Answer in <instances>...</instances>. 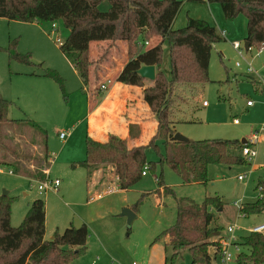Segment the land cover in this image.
I'll list each match as a JSON object with an SVG mask.
<instances>
[{
  "label": "rangeland",
  "instance_id": "rangeland-1",
  "mask_svg": "<svg viewBox=\"0 0 264 264\" xmlns=\"http://www.w3.org/2000/svg\"><path fill=\"white\" fill-rule=\"evenodd\" d=\"M108 7L106 1L101 4L102 9ZM188 14L211 20L219 31L225 32V37L213 46L210 80L195 90H183V95L174 96L170 118L175 121L176 132L189 140L223 138L246 144L254 131L264 127V46L253 44L247 50L245 14L239 13L228 19L218 2L183 0L176 27L186 25ZM56 23L59 30L52 34V22L8 21L0 17V97L11 102L9 117L18 119L28 116L47 128L48 145L53 147L61 146L58 133L66 129L67 122L76 117L79 109H69L57 82L48 77L31 75L33 70L42 67L9 59L6 47L11 39L18 38V50L30 52L35 63L42 62L43 67L57 70L64 78L66 91L70 95L73 68L61 52L57 40L58 36L64 40L69 30L62 21L57 20ZM155 36L158 35L150 37L148 42ZM234 41L240 42V51L234 48ZM163 55V69L170 76L167 43L163 45ZM237 62L242 66L238 67ZM248 63L257 72H248ZM152 82L147 80L145 83ZM204 101L208 103L206 106L203 105ZM248 101L253 104L248 106ZM21 133L17 130L16 135L8 134L14 142L16 138L19 145L29 142L33 134H38L33 130ZM244 138L245 142L242 141ZM157 141L162 155L153 148L147 150L146 163L151 165L144 168L147 174L129 189L116 190L101 197L89 192V179L84 168H73L68 173L55 168L52 179L58 177L62 184L56 190L41 191L38 188L41 180L29 182L21 175L11 173L8 167L0 166V195L6 190L10 196L16 197L11 221L17 224L14 226L20 225L28 204L33 198H41L46 203L48 235L61 233L70 224L80 226L85 223L89 228L85 251L67 264H94V260L95 264H191L192 255L188 249L174 258L172 248L166 247L163 240L154 242L177 219L175 196L158 190L156 176L162 172L165 184L172 187L178 197H189L201 203L208 196H220L224 207L216 211L215 223L224 229L229 224L238 225V237L248 235L254 224L264 222V211L247 216L240 211L242 204L260 198L259 186L264 183V133L263 139L255 146L257 154L252 159L246 158L240 148L233 149L232 163L211 164L207 184L183 183L166 162L161 163V158H165L164 140L158 138ZM30 148L36 161L45 165V172L49 170L52 162L49 155L45 156L43 146L31 144ZM240 158L243 159L241 162L237 160ZM109 166L114 167L112 164L101 167ZM239 175H246V178L240 180ZM139 200L137 217L129 228L127 217L122 212L126 207L132 208ZM230 249L235 254L233 260L222 262L217 258L214 264H249L237 261L238 254L244 251L242 246L237 249L234 245Z\"/></svg>",
  "mask_w": 264,
  "mask_h": 264
},
{
  "label": "trees",
  "instance_id": "trees-1",
  "mask_svg": "<svg viewBox=\"0 0 264 264\" xmlns=\"http://www.w3.org/2000/svg\"><path fill=\"white\" fill-rule=\"evenodd\" d=\"M108 2V9L101 4ZM220 3L226 18L232 19L239 13L247 18L245 40L264 46V0H194ZM183 0H0V17L8 21L37 22L43 24L57 20L63 22L69 33L59 43L61 52L72 63L84 83L89 80V47L95 40L124 39L129 43V60L118 76L123 83L143 87L145 101L159 122L157 136L147 145L130 148L127 140L115 134L105 142L88 136L86 158L80 162L89 175L96 168L112 164L118 176L121 189H129L143 176L147 150L153 148L160 153L158 138L163 139L165 158L169 167L183 183L209 182V166L233 162V149L243 148L239 140L214 138L180 142L174 138L175 121L170 118L174 96H181L183 90H195L209 79L212 49L215 43L224 39L223 31L210 21L187 16L183 27H175V20ZM57 24V23H56ZM159 35L162 42L147 47L150 37ZM169 46L170 76L163 69V44ZM249 47V49H250ZM9 59L27 65L42 67L31 74L42 75L57 82L63 97L68 93L64 78L52 68L35 63L30 52L18 50V38L10 40L6 47ZM142 65H155L156 78L147 86V79L137 70ZM10 101L0 97V166L8 167L14 174L30 181L47 177L45 165L39 164L31 152L30 145L40 144L48 157V130L31 117L11 118L8 111ZM33 130L29 142L19 145L8 133ZM5 133L7 135H5ZM167 139V141H165ZM17 143V144H16ZM16 144V145H14ZM160 155H162L160 153ZM242 161L243 159H237ZM46 161V160H45ZM48 161V160H47ZM154 164V163H153ZM35 166V168H32ZM151 166V165H150ZM160 191L173 194L176 198V223L165 229L154 242L163 240L173 250L176 258L188 249L192 255L191 264H214L220 255V238L224 228L215 223L216 211L222 210L224 201L220 196H208L201 203L189 197H178L174 189L165 184L163 173L156 176ZM264 189V183L260 184ZM144 196V195H143ZM16 197L0 195V264H67L82 254L90 235L87 224H70L63 232H55L46 238V203L34 199L20 225L11 221L12 207ZM140 200L131 209L136 213ZM240 211L246 216L264 211V198L242 204ZM244 251L237 261L249 264L264 262V234L250 232L239 237Z\"/></svg>",
  "mask_w": 264,
  "mask_h": 264
},
{
  "label": "crops",
  "instance_id": "crops-1",
  "mask_svg": "<svg viewBox=\"0 0 264 264\" xmlns=\"http://www.w3.org/2000/svg\"><path fill=\"white\" fill-rule=\"evenodd\" d=\"M209 21L211 22V20ZM217 25H219V22H217ZM160 42H162V37L155 36L151 42H148L147 47H153ZM89 57L91 64L87 83L83 82L70 62L73 71L70 74L72 78L71 93L68 95L67 102L70 110L72 107H77L79 111L73 120L67 122L66 129L62 130L70 131V135L62 140L60 138L62 131L58 133L61 146L53 147L47 143V152L52 162L49 168V176L52 178L55 168H61L65 173L72 172L73 168H84L86 178L89 179V192L96 197H101L116 190L124 191L126 189L120 188L114 167H99L89 175L88 169L80 165V162L86 158L87 137L90 136L93 139L105 142L108 140L109 135L115 134L126 139L128 146L133 148L149 144L158 134L159 122L144 99L143 87L118 80L120 72L129 60V43L127 40L91 41ZM168 66L170 69V63ZM57 68L61 70L59 67ZM31 75L47 78L42 75ZM102 84H106L107 88L101 89ZM152 84L153 82L146 85ZM10 172L13 173L11 170ZM56 178L58 177L54 179ZM26 180L30 182L28 178ZM25 195L29 194L25 193ZM12 224L17 225L13 221ZM50 235L47 234L46 225L45 236L51 238Z\"/></svg>",
  "mask_w": 264,
  "mask_h": 264
},
{
  "label": "built area",
  "instance_id": "built-area-1",
  "mask_svg": "<svg viewBox=\"0 0 264 264\" xmlns=\"http://www.w3.org/2000/svg\"><path fill=\"white\" fill-rule=\"evenodd\" d=\"M53 28V33L56 32L57 24L53 23L52 25ZM223 35H225V32L223 31ZM57 40L59 43L62 42V39L58 36ZM148 44V42H146ZM233 46L236 50L240 51L241 49V44L239 41H234ZM236 65L238 67L242 66L240 62H237ZM247 71L248 72H257V70L254 69L251 63L247 64ZM264 71V68H263ZM107 86L106 84L101 85V89H106ZM204 105H207L208 103L206 101L203 102ZM253 103L251 101H248V106L252 105ZM237 122V121H236ZM263 133H264V127L261 130L254 131L253 134L248 138L246 144H244L242 148V154L248 158L252 159L253 157L256 156L257 154V149H256V144H258L262 139H263ZM70 135V131H62L60 133V138L62 140H65L68 136ZM148 166H145L147 168ZM47 177L44 180L39 181L38 188L41 191H47V190H52V189H58L60 185V179H52L49 176V170H46ZM143 176L147 174L146 170L142 172ZM246 178V175H239L240 180H244ZM260 189V197L264 198V189L262 186H259ZM236 205L237 202H236ZM237 230H238V225L236 224H229L226 226V228L223 231V235L220 238V245H221V250H220V255L218 258L222 262H228L234 259L235 254L233 251H231L230 247L236 246L237 249H239V237L237 235ZM249 232H259L264 234V222L261 223H256L254 224L250 229ZM98 260V259H97ZM94 264L96 261H93ZM132 264H138L137 262H133Z\"/></svg>",
  "mask_w": 264,
  "mask_h": 264
},
{
  "label": "water",
  "instance_id": "water-1",
  "mask_svg": "<svg viewBox=\"0 0 264 264\" xmlns=\"http://www.w3.org/2000/svg\"><path fill=\"white\" fill-rule=\"evenodd\" d=\"M249 47H250L249 41H246L245 42V48L248 50ZM137 72L142 77L149 79V80L154 81L156 78V67H155V65H142L137 70ZM174 138L180 142H188L189 141V139L187 137H185L184 135H182L181 133H178V132L175 133ZM242 141L245 142L246 139L244 138ZM8 194H9V192L4 190L3 195H8ZM122 214L127 217V226L130 228L133 224V221L137 217V214L130 207H126L123 210Z\"/></svg>",
  "mask_w": 264,
  "mask_h": 264
}]
</instances>
